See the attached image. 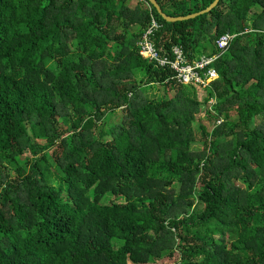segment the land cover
<instances>
[{"label": "trees", "instance_id": "1", "mask_svg": "<svg viewBox=\"0 0 264 264\" xmlns=\"http://www.w3.org/2000/svg\"><path fill=\"white\" fill-rule=\"evenodd\" d=\"M157 1L179 17L213 0ZM152 16L161 56H212L233 36L208 87L140 54ZM175 253L264 264V0L174 23L147 0H0V264Z\"/></svg>", "mask_w": 264, "mask_h": 264}, {"label": "built area", "instance_id": "2", "mask_svg": "<svg viewBox=\"0 0 264 264\" xmlns=\"http://www.w3.org/2000/svg\"><path fill=\"white\" fill-rule=\"evenodd\" d=\"M161 29L162 26L158 20L152 16L149 28L138 43L140 54L145 59L155 62L159 67L170 70L173 78L182 85L197 86L202 89L208 87L218 77L213 65L228 49L233 36L225 34L215 42L217 50L215 55H203L189 60L182 48L177 46L172 47L166 56L159 54L155 45V37ZM210 102L213 100L211 99ZM172 264H179V262Z\"/></svg>", "mask_w": 264, "mask_h": 264}, {"label": "rangeland", "instance_id": "3", "mask_svg": "<svg viewBox=\"0 0 264 264\" xmlns=\"http://www.w3.org/2000/svg\"><path fill=\"white\" fill-rule=\"evenodd\" d=\"M205 47L208 48L207 49V52H206V54H208L210 52V50H209L210 46H209V44L207 42L205 44ZM196 55L198 56L199 53H197ZM135 75H136V77H137V79L139 81L142 80L144 78V76H145L144 72L143 71H140V70H136L135 71ZM145 95H146V98L149 99V100H154V101L159 100V99H161V98L164 97L163 87L160 86V85H151V86H149L147 88V91H146ZM117 116H118L119 119L122 117V115H121V113L119 111H117ZM200 116L203 118L204 121H207L206 120V117L204 115V112L201 111L200 112ZM112 117H111V121L113 122L114 119H112ZM258 121H259V118H256L255 121H254V124L258 123ZM192 149L193 150H198V146H194ZM237 184L240 185V186H242V187H245V185L242 182H240V181H238ZM111 199L112 198L108 197L104 202L105 203H109L111 201ZM174 262L175 263H178L179 262V257H178V254L177 253H175L173 255V258H165V259H163L158 264H172ZM129 264H131V263H129ZM149 264H152V263H149Z\"/></svg>", "mask_w": 264, "mask_h": 264}, {"label": "water", "instance_id": "4", "mask_svg": "<svg viewBox=\"0 0 264 264\" xmlns=\"http://www.w3.org/2000/svg\"><path fill=\"white\" fill-rule=\"evenodd\" d=\"M147 1L157 10L158 14L160 16H162V18L165 21L170 22V23H174L177 21L189 20V19L195 18L199 15L208 13L211 9H213L217 5L219 0H213L205 9H203L201 11H198V12L192 13V14H188L186 16H179V17H172V16L167 15L165 12H163V10H162V8L159 5L157 0H147Z\"/></svg>", "mask_w": 264, "mask_h": 264}]
</instances>
